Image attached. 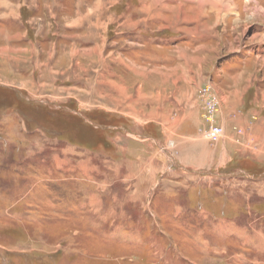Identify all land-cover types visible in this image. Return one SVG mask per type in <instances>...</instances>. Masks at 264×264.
<instances>
[{
    "label": "rangeland",
    "instance_id": "1",
    "mask_svg": "<svg viewBox=\"0 0 264 264\" xmlns=\"http://www.w3.org/2000/svg\"><path fill=\"white\" fill-rule=\"evenodd\" d=\"M221 1L0 0V264H264V0ZM196 136L229 165L182 172Z\"/></svg>",
    "mask_w": 264,
    "mask_h": 264
},
{
    "label": "crops",
    "instance_id": "2",
    "mask_svg": "<svg viewBox=\"0 0 264 264\" xmlns=\"http://www.w3.org/2000/svg\"><path fill=\"white\" fill-rule=\"evenodd\" d=\"M261 121L262 123L260 127L258 125V128L261 129V137L256 138V137H253L252 134L249 133L247 129H245L248 126L246 120L245 119L239 120L240 125L244 127L245 132H246V134L242 136V139H245V140L240 141L241 140L240 139L239 140L240 142L237 139L235 140L240 145L239 151H241V153L249 152L254 157L260 156L261 157L260 159L264 158V151H262L264 148L261 147V145L264 146V118H261ZM142 124H145V123H142ZM177 127H179V125H177ZM248 128H250L249 130H253L252 127H248ZM256 128L257 126L255 125L254 130ZM162 131L163 129L161 130V132ZM225 135H226V130H225ZM248 142L252 143V145L249 146L250 144ZM180 143L181 145H184L185 149L189 150L186 160H183V161L178 160L180 162L178 166L181 168L182 172L184 173L199 174L201 172H208V173L214 172L215 170L218 169L216 167L218 166L221 167V164H220L221 161L229 162L231 160V157L228 155V152L230 153V151H227V148L225 149L227 153L225 152L224 155H222V153H219L218 156H216L217 152L215 150V147L213 148L210 154L208 152L209 147L204 146L205 141H204V138H202L201 136L186 137L185 139L180 138ZM228 145L226 144L225 147H227ZM231 145L232 144H230V146ZM222 218L224 217H219V219H222Z\"/></svg>",
    "mask_w": 264,
    "mask_h": 264
},
{
    "label": "trees",
    "instance_id": "3",
    "mask_svg": "<svg viewBox=\"0 0 264 264\" xmlns=\"http://www.w3.org/2000/svg\"><path fill=\"white\" fill-rule=\"evenodd\" d=\"M6 93H7V95H6V100H4L5 101V104H7L8 103V105H11V101H10V96L12 95L10 92H8V91H6ZM2 108H7L6 106H4V104L1 102L0 103V109H2ZM7 111H9V110H7ZM245 161V160H244ZM244 165H245V162H242ZM227 165H229V162H228V164ZM231 166H232V164H230ZM263 165V164H262ZM250 168H253V170H251V171H247L246 169H245V166H242V169L243 170H245V171H247L249 174H252V175H254V176H259V175H263L264 174V169H262V168H259V169H257L258 168V166H256V167H250ZM254 168H256L257 170H255ZM226 193L225 192H222L221 194H220V196H218V195H216L215 194V192L214 191H205V193L202 191V190H197L196 191V198H198L196 201H195V207L196 208H201L200 206L202 205V207H204L205 206V204L207 203V204H213L212 206L213 207H216V205H218L219 206V208H218V210L216 211L215 209H213L212 208V214H216V215H218V217H227L228 216V211H229V207H228V203H229V200H228V198L226 197V195H225ZM201 196H204V197H206V198H203V197H201ZM199 198H201V201L199 200ZM203 200V201H202ZM205 208V207H204ZM211 210V209H210ZM218 212V213H217ZM170 216H173V214H169L168 216H166L168 219H169V217ZM146 219H151L150 217H147ZM152 220V219H151ZM170 220H174V219H172V218H170L169 219V221ZM144 223V222H143ZM142 223V224H143ZM157 224H159L158 222H156ZM170 223H171V221H170ZM149 224H151L150 225V233L148 234V236L150 235L151 237H153L154 239H158L159 241H161V242H163L165 245H167V244H169V242L171 241V239L169 238V237H167V234L168 233H170L169 231L171 230V231H173V229H174V225H172V223L171 224H169L168 222H166V224H165V227L164 226H161L160 228H158L156 231L153 229V225H152V221L149 223V222H147V223H145L144 224V228H145V230L143 231L142 230V232H141V234H142V239H144L145 240V238H147L148 236H144L145 235V231L147 232V228H148V225ZM160 229V230H159ZM162 230L164 231V233L166 234V236H163L160 232H162ZM155 231V232H154ZM162 243V245H164ZM129 246H131V245H129ZM117 247L119 248V246L117 245ZM114 249H116V248H114ZM123 250L124 249H131L130 247H128V246H124L123 248H122ZM141 250H144L142 253H145L146 252V250H151V248H150V246H144ZM116 251H114V253H115ZM133 252H136V251H134L133 250ZM136 253H140L141 254V252H136ZM45 256L47 257V258H45ZM41 257H43L44 259H43V262L41 263V264H45V262H49V264H57V262H56V257H55V255H52V254H48V256L47 255H41ZM139 257V256H138ZM140 257H142V260L143 261H146V258H145V256L143 255V256H140ZM38 261V260H37ZM39 262V261H38Z\"/></svg>",
    "mask_w": 264,
    "mask_h": 264
},
{
    "label": "built area",
    "instance_id": "4",
    "mask_svg": "<svg viewBox=\"0 0 264 264\" xmlns=\"http://www.w3.org/2000/svg\"><path fill=\"white\" fill-rule=\"evenodd\" d=\"M213 98V97H212ZM216 98V103H218V107H219V101L217 96L215 95ZM209 107H212V105H209ZM209 138L208 140H210V142L215 143H224L225 140V129L223 128V126H215L213 128H211L208 132Z\"/></svg>",
    "mask_w": 264,
    "mask_h": 264
},
{
    "label": "bare ground",
    "instance_id": "5",
    "mask_svg": "<svg viewBox=\"0 0 264 264\" xmlns=\"http://www.w3.org/2000/svg\"><path fill=\"white\" fill-rule=\"evenodd\" d=\"M199 1H200V0H199ZM213 1H214L213 3H214L216 6H218V5L221 4V2H222L221 0H213ZM251 1H252V0H251ZM249 2H250V1H249ZM252 2L254 3L253 5H254L255 12H258L259 9L263 8V7H261V6L259 7L258 4L256 5V2H255V1H252ZM247 4H248V3H247ZM224 6H225V5H224ZM227 6H228V5H227ZM261 38H262V36H261ZM261 41H264V36H263V38L261 39Z\"/></svg>",
    "mask_w": 264,
    "mask_h": 264
}]
</instances>
